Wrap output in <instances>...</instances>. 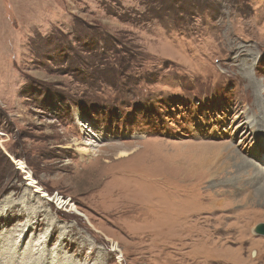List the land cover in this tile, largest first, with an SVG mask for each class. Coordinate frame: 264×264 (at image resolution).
Instances as JSON below:
<instances>
[{
	"label": "rangeland",
	"instance_id": "1",
	"mask_svg": "<svg viewBox=\"0 0 264 264\" xmlns=\"http://www.w3.org/2000/svg\"><path fill=\"white\" fill-rule=\"evenodd\" d=\"M249 83L264 0H0V264H264L261 181L222 185L264 166Z\"/></svg>",
	"mask_w": 264,
	"mask_h": 264
},
{
	"label": "bare ground",
	"instance_id": "2",
	"mask_svg": "<svg viewBox=\"0 0 264 264\" xmlns=\"http://www.w3.org/2000/svg\"><path fill=\"white\" fill-rule=\"evenodd\" d=\"M244 74V73H243ZM247 74V73H246ZM249 78V77H248ZM251 78V77H250ZM245 82V81H244ZM258 85V84H257ZM260 85V84H259ZM248 87V92L252 93V97L254 99V102H253V107H257L259 109V114L260 116L262 117L263 121H264V92H258L257 91V94H253V92L250 90V89H255V84L254 83H249V85L247 86ZM246 88V87H245ZM257 89V88H256ZM259 89V87H258ZM256 91V90H255ZM245 114L246 112L245 111H239L235 117V120H239L238 122V128L242 130V136L243 138L246 136H250L251 139H252V136L254 135L255 138L259 139V135H260V131H258L261 127V124L258 123V121H256L255 118L253 117H245ZM264 123V122H263ZM258 131V132H257ZM257 132V133H256ZM260 143V142H259ZM87 146H89V148H85V149H81V153L83 154V156L85 155H90V154H95L97 152H94V149H93V146L89 143L87 144ZM212 147V146H211ZM216 151H221L220 153L221 154H218V158L216 160H220L222 161L223 163L225 161H228L229 159L231 160L232 158L235 157V150L227 145V144H221L220 146L216 145L214 146ZM260 149V152H261V156L264 157V143L261 144V147H259ZM243 152V151H242ZM237 156L240 158V164L236 165L235 166V173L238 174V173H242V176L238 177L237 175H234L232 177V179H230V184L229 183H226L225 184H222V185H231V186H234V185H237V186H243V187H246V188H251L255 185L256 182H258L259 180L261 181V183L259 184V186L254 190V192L250 193L249 195V199H251L253 201V205H263L264 206V166L262 169H259V167L254 164L252 162V160H248L246 158H244L243 156L239 155L238 153H236ZM130 155V153H127V152H120L116 158L117 159H123V158H126ZM260 155V154H259ZM104 156V153L103 152H99L97 158H96V161L99 160L100 157H103ZM260 159H258L259 161H261V163L264 165V158L262 159L261 157H259ZM213 159V158H212ZM16 163V165H19L20 166V163L17 162V161H14ZM107 162V161H106ZM105 162V163H106ZM107 165V163H106ZM232 165V164H231ZM18 166V167H19ZM212 168H215V166H213ZM217 169H221V167H217ZM212 170V169H211ZM214 171H217L215 169H213ZM206 171V170H205ZM222 171V170H221ZM220 171V172H221ZM242 171V172H241ZM218 172H214V176L212 178H217L218 177ZM245 176H244V175ZM205 175V174H204ZM208 177V176H207ZM143 178V177H142ZM145 180V179H144ZM240 183V184H238ZM34 182L31 181V179L28 178V181L26 182V186L28 187H31L33 188ZM33 193L36 197L40 198V199H45V194L44 192L38 188V187H34L33 189ZM114 193V192H113ZM111 195V197H113V194ZM121 192H117L115 195H119ZM144 193V192H143ZM136 196H138V194H133V197H132V200L133 202L129 203V201H126V200H123L121 197L118 198L119 196H116V199H113V198H109V201L117 206L118 203H123L125 204L126 206L128 205H131L132 208H134V206H139L140 208L142 207V205H145L146 207L147 206H151V207H155L156 204H150V203H141L139 201H137L136 199ZM46 201L49 203H53L56 205L57 208L59 209H67L69 207V211H74V209H72L73 207L67 203V201H64L62 200L60 197L58 196H52V197H46ZM113 199V200H111ZM148 199V198H147ZM39 200V199H38ZM151 201V199H149ZM175 200V199H174ZM108 201V202H109ZM46 203V202H45ZM44 204V203H42ZM137 208V207H136ZM179 225V224H178ZM196 234H191L189 233V237L192 238V237H195ZM16 242V241H15ZM37 243L39 242H46V240H43L41 237L37 239L36 241ZM43 244V243H42ZM38 250V249H37ZM114 251H117L115 248L112 249ZM44 257V256H43ZM42 256H40V258L36 261H32V264H40V263H44L45 261V258H43Z\"/></svg>",
	"mask_w": 264,
	"mask_h": 264
},
{
	"label": "water",
	"instance_id": "3",
	"mask_svg": "<svg viewBox=\"0 0 264 264\" xmlns=\"http://www.w3.org/2000/svg\"><path fill=\"white\" fill-rule=\"evenodd\" d=\"M254 233L260 236H264V224H258L254 228Z\"/></svg>",
	"mask_w": 264,
	"mask_h": 264
}]
</instances>
